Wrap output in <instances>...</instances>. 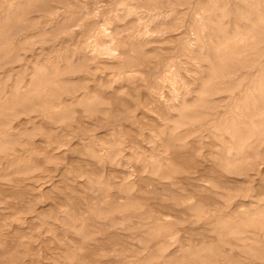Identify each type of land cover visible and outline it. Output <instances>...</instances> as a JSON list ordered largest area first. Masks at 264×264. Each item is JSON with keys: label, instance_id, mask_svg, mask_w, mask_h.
<instances>
[{"label": "rangeland", "instance_id": "374dc122", "mask_svg": "<svg viewBox=\"0 0 264 264\" xmlns=\"http://www.w3.org/2000/svg\"><path fill=\"white\" fill-rule=\"evenodd\" d=\"M0 264H264V0H0Z\"/></svg>", "mask_w": 264, "mask_h": 264}, {"label": "bare ground", "instance_id": "6f19581e", "mask_svg": "<svg viewBox=\"0 0 264 264\" xmlns=\"http://www.w3.org/2000/svg\"><path fill=\"white\" fill-rule=\"evenodd\" d=\"M98 176V175H97ZM199 192V191H198Z\"/></svg>", "mask_w": 264, "mask_h": 264}]
</instances>
